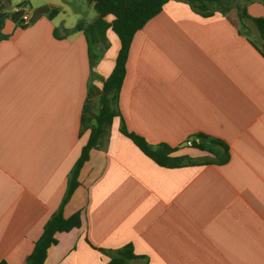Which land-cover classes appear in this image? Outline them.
<instances>
[{"label": "crops", "instance_id": "0c3cea01", "mask_svg": "<svg viewBox=\"0 0 264 264\" xmlns=\"http://www.w3.org/2000/svg\"><path fill=\"white\" fill-rule=\"evenodd\" d=\"M17 4L49 11L21 26L10 13ZM240 7L264 17L262 0ZM0 8V262L26 264L88 141V91L101 89L120 42L107 28V46L92 43L90 62L76 29L96 17L86 1L0 0ZM237 10L203 17L184 1L165 3L132 38L118 98L126 129L150 146L199 164L211 155L187 142L203 134L228 146V162L158 166L114 117L63 207L65 218L79 211L81 225L55 234L43 264H106L99 248L127 244L140 257L130 264H264V56Z\"/></svg>", "mask_w": 264, "mask_h": 264}, {"label": "trees", "instance_id": "16d2710c", "mask_svg": "<svg viewBox=\"0 0 264 264\" xmlns=\"http://www.w3.org/2000/svg\"><path fill=\"white\" fill-rule=\"evenodd\" d=\"M85 1L93 5L96 17L88 24L79 22L76 25V29L82 30L88 40L90 62L93 63L97 58V55L93 54L90 50L92 43L101 42L103 48L107 46L105 42V31L107 28H111L114 34L118 37L120 48L115 59L114 67L110 75L103 80L101 89L91 87L88 91L81 117V130H90L88 141L83 146L79 158L68 173L64 197L59 208L51 214L44 224L41 235L35 241L33 249L27 257L26 264H43L48 248L57 243L55 234L68 232L71 229L80 227V212L77 211L65 218L63 216V207L69 200L73 191L79 185L77 177L80 168L88 159L90 150L99 145L100 139L106 133V129L110 126L114 117H120L121 119L119 128L120 132L128 137L142 153L149 157L158 166L165 168H179L183 166L203 164L224 165L230 158L229 149L226 144L203 134L194 135L190 146L211 155L204 162L198 164L187 156H172V153L174 152L173 148H170L166 144H160L156 147L150 146L142 137L129 132L121 118L118 109V98L125 76L126 61L132 38L150 18L154 17L162 10L165 3L171 0ZM175 1H184L188 3L196 13L203 17H207L212 15L215 11L221 14L227 13L232 8L234 0ZM262 4L264 5V0H262ZM237 9V15L240 21L244 19L250 21L257 30L259 37L264 39V17L252 18L246 14L244 9L240 7ZM107 15L113 17L111 23L105 22L104 17ZM254 47H256L264 56V50L258 48L256 44ZM93 98L98 99L99 109L97 114L93 117L94 123L91 124L90 115L87 116V114L90 113V103ZM98 251L109 257V261L106 264H130L131 262L140 259L139 256L133 253L131 244H127L122 248L113 251L101 248H99ZM0 264L6 263L0 262Z\"/></svg>", "mask_w": 264, "mask_h": 264}, {"label": "rangeland", "instance_id": "374dc122", "mask_svg": "<svg viewBox=\"0 0 264 264\" xmlns=\"http://www.w3.org/2000/svg\"><path fill=\"white\" fill-rule=\"evenodd\" d=\"M53 1H55V0H53ZM80 1H85V0H80ZM87 2V1H86ZM244 2V0H234L233 1V5L232 6H237V8L238 7H240L241 5H242V3ZM26 6H27V4H26ZM13 7V6H12ZM11 7V8H12ZM241 8V7H240ZM230 11V10H229ZM228 11V12H229ZM216 12V11H215ZM215 12H213V13H215ZM227 12V13H228ZM238 12V11H237ZM29 13V18H30V16H31V11L30 12H28ZM239 19V18H238ZM240 20V19H239ZM241 22H243V21H241ZM240 22V23H241ZM250 27H246V26H241L242 27V29L244 30V31H246L247 32V34H248V36L252 39V41L257 45V47L258 48H260L261 50H264V41L259 37V35H258V32L256 31V29L254 28V26L252 25V24H250L249 25ZM248 28V29H247ZM250 28V29H249ZM93 106V107H92ZM98 107H99V103H98V99L97 98H95L94 99V103L93 104H91V108H92V110H96V109H98ZM87 116H89L88 114H87ZM208 158V157H207Z\"/></svg>", "mask_w": 264, "mask_h": 264}, {"label": "built area", "instance_id": "2783aa9c", "mask_svg": "<svg viewBox=\"0 0 264 264\" xmlns=\"http://www.w3.org/2000/svg\"><path fill=\"white\" fill-rule=\"evenodd\" d=\"M10 13L12 14H19V18H18V22L21 26L26 25L27 23H29V13L27 11H25V7L22 5H14L11 10ZM187 145L190 146V143L187 142Z\"/></svg>", "mask_w": 264, "mask_h": 264}, {"label": "water", "instance_id": "95a60500", "mask_svg": "<svg viewBox=\"0 0 264 264\" xmlns=\"http://www.w3.org/2000/svg\"><path fill=\"white\" fill-rule=\"evenodd\" d=\"M49 11V8L47 7H39L34 9L31 12V16L29 18V23L33 22L39 15L43 14V13H47Z\"/></svg>", "mask_w": 264, "mask_h": 264}]
</instances>
